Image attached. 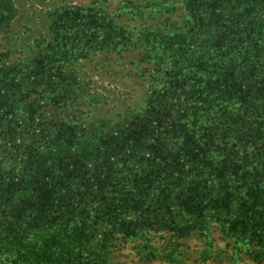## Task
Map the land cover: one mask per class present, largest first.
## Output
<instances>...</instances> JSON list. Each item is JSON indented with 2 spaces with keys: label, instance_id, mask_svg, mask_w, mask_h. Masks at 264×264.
Segmentation results:
<instances>
[{
  "label": "trees",
  "instance_id": "trees-1",
  "mask_svg": "<svg viewBox=\"0 0 264 264\" xmlns=\"http://www.w3.org/2000/svg\"><path fill=\"white\" fill-rule=\"evenodd\" d=\"M187 9L190 28L167 41L170 71L154 106L129 118L123 136L47 142L44 130L45 149L30 146L21 164L0 161V264H104L96 249L116 232L158 225L181 236L213 220L264 260V0H188ZM56 43L3 70L8 121L25 105L36 128L75 93L63 91L71 56ZM5 123L0 135L10 137Z\"/></svg>",
  "mask_w": 264,
  "mask_h": 264
},
{
  "label": "rangeland",
  "instance_id": "rangeland-1",
  "mask_svg": "<svg viewBox=\"0 0 264 264\" xmlns=\"http://www.w3.org/2000/svg\"><path fill=\"white\" fill-rule=\"evenodd\" d=\"M187 1L0 0L4 16H0V76L5 74V68L49 51L60 38L66 52L64 59L71 56L64 63L63 91L75 92L38 117L36 128L27 127L33 119L25 105L17 113V120L9 117L12 122L5 117L7 112H0V123H9H5L4 132L11 134L0 135V149H7L0 154L4 166L10 161L21 164L30 146L32 150L39 146L45 149L47 143L41 142L44 130L49 131L47 142L64 137L101 141L108 133L123 136L122 130L130 124L128 119L154 106L155 102L150 105V96L157 95L167 80L172 51L167 41L185 34L191 25ZM64 12H68V25L56 28L55 21ZM83 27L84 33L80 32ZM122 30L127 33L125 41L121 37L115 40L117 44L97 45L103 38L110 42L120 37ZM85 42L94 46L83 48ZM153 45L157 49L149 53L147 48ZM166 45V50L162 49ZM160 56L162 67L157 64ZM33 140L35 143L30 145ZM119 158L113 161L120 162ZM77 170L80 172L81 165ZM116 178L119 181L121 175ZM134 228L114 233L107 247L96 249V257L104 264H264L254 255L255 244L234 238V233L219 221L181 236L158 225Z\"/></svg>",
  "mask_w": 264,
  "mask_h": 264
}]
</instances>
